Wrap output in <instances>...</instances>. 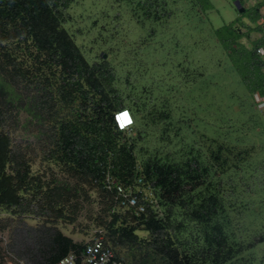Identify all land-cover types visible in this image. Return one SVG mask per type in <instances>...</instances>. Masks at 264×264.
<instances>
[{"label":"trees","instance_id":"obj_1","mask_svg":"<svg viewBox=\"0 0 264 264\" xmlns=\"http://www.w3.org/2000/svg\"><path fill=\"white\" fill-rule=\"evenodd\" d=\"M195 1L202 11L213 8ZM263 6L245 7L240 20L216 30L257 106L256 94L264 97ZM66 8V0H0V210L9 215L0 230L14 227L5 247L0 238V264H54L81 252L86 243L57 222H75L79 200L92 191L103 202L98 237L125 264H264L254 248L264 246V164H251L253 147L231 135L212 138L210 151L139 161L141 126L119 130L113 114L137 112L144 91L108 59L86 57L64 27ZM253 31L263 35L248 45L243 39ZM18 131L34 141L17 140ZM37 157L59 166L64 178L35 172ZM119 185L133 186L146 210L122 207ZM254 194L258 202H250Z\"/></svg>","mask_w":264,"mask_h":264},{"label":"rangeland","instance_id":"obj_2","mask_svg":"<svg viewBox=\"0 0 264 264\" xmlns=\"http://www.w3.org/2000/svg\"><path fill=\"white\" fill-rule=\"evenodd\" d=\"M66 1L64 27L86 57L90 61L108 59L122 78L129 76L140 92L144 91L141 99L145 103H139L137 111L143 131L136 149L139 161L150 156L178 160L193 147L210 151L212 138L227 140L235 135L242 145L253 147L251 164L263 166L264 108L256 105L216 37L218 28L240 20L237 0H210L213 8L207 11H202L195 0ZM242 1L250 10L260 0ZM244 21L250 23L247 18ZM262 35L253 31L243 41L251 45ZM248 120L253 121L252 126L246 123ZM15 137L34 141L23 131L16 132ZM33 170L49 179L64 178L59 166L40 157L35 158ZM140 189L146 197L154 193L142 186ZM90 195L79 200L82 209L75 222H57L66 235L82 243L103 231L98 225L102 199L96 191ZM252 200L258 202L257 194L250 197ZM8 217L0 210V219ZM28 222L35 225L39 220ZM13 229L0 230L4 247ZM259 231L252 229L253 236ZM139 233L148 236L147 232ZM260 246H254L257 258L264 252V246ZM7 264L20 263L10 260Z\"/></svg>","mask_w":264,"mask_h":264},{"label":"built area","instance_id":"obj_3","mask_svg":"<svg viewBox=\"0 0 264 264\" xmlns=\"http://www.w3.org/2000/svg\"><path fill=\"white\" fill-rule=\"evenodd\" d=\"M261 20L264 21V6L261 8ZM259 107L264 108V97L256 94ZM113 121L119 130H129L135 123L134 117L129 108L123 107L113 114ZM141 182V180H139ZM118 193L122 196L120 205L124 208H135L137 212H144L146 207L139 200L137 191L133 186H118ZM151 202H154L151 199ZM54 264H125L117 257L115 249L103 238L95 237L86 243L81 252H72L61 258Z\"/></svg>","mask_w":264,"mask_h":264},{"label":"water","instance_id":"obj_4","mask_svg":"<svg viewBox=\"0 0 264 264\" xmlns=\"http://www.w3.org/2000/svg\"><path fill=\"white\" fill-rule=\"evenodd\" d=\"M236 7L238 8L240 13H243L246 10V8L244 7V5L241 3L240 0L236 1ZM103 57L107 58V53H103Z\"/></svg>","mask_w":264,"mask_h":264},{"label":"crops","instance_id":"obj_5","mask_svg":"<svg viewBox=\"0 0 264 264\" xmlns=\"http://www.w3.org/2000/svg\"><path fill=\"white\" fill-rule=\"evenodd\" d=\"M129 109H130V108H129ZM130 111H131V113H132V115H133V117H134V120H135L134 125L130 128V130H132V129H134V128H136V127L138 126V114H137L136 111H133V110H131V109H130Z\"/></svg>","mask_w":264,"mask_h":264}]
</instances>
